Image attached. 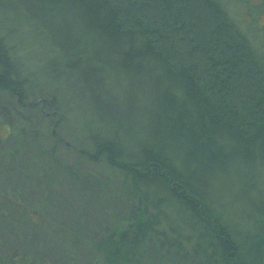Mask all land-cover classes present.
I'll return each instance as SVG.
<instances>
[{
    "label": "trees",
    "instance_id": "trees-1",
    "mask_svg": "<svg viewBox=\"0 0 264 264\" xmlns=\"http://www.w3.org/2000/svg\"><path fill=\"white\" fill-rule=\"evenodd\" d=\"M0 16L58 53L41 69L58 80L41 99L42 109L55 112L49 95L64 86L68 93L78 86L92 94L110 85L126 91L118 118L96 103L94 113L113 120L117 129L91 133L85 150L86 157L120 172L113 194L144 204L123 230L100 225L85 236L83 215L71 223L66 217L77 213L74 199L110 193V177L62 163L54 150L39 146L34 132L20 130L4 139L0 176L14 175L7 162L47 159L45 185L68 181L65 194L72 198L48 216L59 234L92 248L94 264H264V63L216 0H0ZM30 87L0 35V97L9 93L26 108ZM124 136L136 154H125ZM236 192L255 194L240 197L247 200L244 207L256 209L255 217L239 221L242 230L211 201H238ZM49 204L44 196L39 208ZM148 204L154 216L145 210ZM0 212L5 228L33 220L26 210L23 220ZM0 264L44 263L25 250L0 254Z\"/></svg>",
    "mask_w": 264,
    "mask_h": 264
},
{
    "label": "rangeland",
    "instance_id": "rangeland-1",
    "mask_svg": "<svg viewBox=\"0 0 264 264\" xmlns=\"http://www.w3.org/2000/svg\"><path fill=\"white\" fill-rule=\"evenodd\" d=\"M216 1L238 26L251 48L261 56L264 63V0ZM0 35L9 47L14 59L23 69V74L31 82L30 90L26 93V108L20 107L16 98L9 93L0 97L1 153L6 152L4 149L6 148V140L4 139H7L11 134L21 133L20 130H23L24 133L34 132L39 146L54 150L55 157L62 163L84 174L110 177V193L107 192L99 198L90 196L74 199L77 213H67L66 217L71 223L73 219L79 216V213L82 214L83 217L79 226H88L85 236L94 230L97 231L100 225L118 226L123 230L127 227V220L135 211L136 206L139 205L142 208L144 204L140 198L128 201L113 194V190L118 191L119 189L120 172L107 166L102 160L86 157L85 150H89L93 142L91 133L95 134L101 130L104 134L106 128L117 129L113 120L94 113L93 109L98 106L96 103L100 106L102 103L105 104L110 117L118 118L124 109V92L126 91H123L121 87L114 88L110 85L111 90H105V92L93 90L92 94L85 87L79 91L81 87L78 86L75 87L76 92L69 91L68 93L67 87L64 86L61 89L64 95L59 90L58 93L49 95L55 97V112L50 113V110L48 111L46 108L43 110L44 103L41 104V99L44 95L47 96V93L58 80L50 73L43 74L41 69L45 62L49 63L58 56V53L52 51L48 41L45 42L44 39L37 38L34 32L20 28L11 23L10 20H3L1 16ZM39 84L43 86L46 84L48 89ZM60 94L63 95L64 99H61ZM99 101L102 103L100 102V104ZM39 109H41V113ZM133 124L134 121H131L130 128L134 126ZM124 127L128 131V127L126 125ZM124 139L127 146L125 154H136L138 152L136 146L129 144L126 136ZM120 141L123 146L124 140ZM47 161V159H43L41 162L45 164ZM31 163L32 160L24 163L19 159L7 162L5 166L11 168L8 170L10 172L14 170L12 172L14 175L0 176V210L8 212L1 215H11L23 220L25 217L22 214L26 210V215L33 219L31 222L14 221V225L10 228H5L0 220V254L9 257L14 255L16 251L27 250L29 253L36 252L38 256H41L44 264H94L97 253H94L92 248L90 249L82 241L77 242L75 238H70L69 235L59 234L48 221V216L60 208L62 200L72 198V196L67 197L65 194L68 181L64 182L60 178L58 182L46 186L47 180L44 175L45 170L42 169L43 164ZM217 182L219 179L216 183L213 182V187L216 189L221 184ZM245 195L236 192L233 197L238 198V201L228 200V198L224 201L216 200L215 196L211 200L213 207L220 211L223 216H226L231 225L241 230L243 226L239 221L244 217L252 219L255 217L251 214L252 210L256 212L252 206L248 207L249 209L243 206V203L246 205L247 202L244 201L246 199H243L242 203L240 197ZM44 196L50 199V204L46 209L41 210L39 206L43 204ZM246 196L255 199L253 193ZM36 202L38 205L35 207ZM256 206L259 211L258 203ZM145 210L154 216L155 213L149 204L145 205ZM156 220L160 221L158 217ZM163 227L161 224L158 226L159 229Z\"/></svg>",
    "mask_w": 264,
    "mask_h": 264
},
{
    "label": "bare ground",
    "instance_id": "bare-ground-1",
    "mask_svg": "<svg viewBox=\"0 0 264 264\" xmlns=\"http://www.w3.org/2000/svg\"><path fill=\"white\" fill-rule=\"evenodd\" d=\"M180 196L183 197V198L187 197V195H186V193H185V191L183 189L181 190Z\"/></svg>",
    "mask_w": 264,
    "mask_h": 264
},
{
    "label": "water",
    "instance_id": "water-1",
    "mask_svg": "<svg viewBox=\"0 0 264 264\" xmlns=\"http://www.w3.org/2000/svg\"><path fill=\"white\" fill-rule=\"evenodd\" d=\"M135 171L137 172V169H135ZM175 189V186L173 187V190ZM197 205H199L198 201H197Z\"/></svg>",
    "mask_w": 264,
    "mask_h": 264
}]
</instances>
